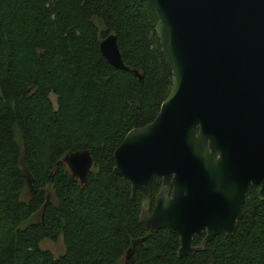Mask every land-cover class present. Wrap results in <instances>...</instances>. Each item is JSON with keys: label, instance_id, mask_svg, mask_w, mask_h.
Masks as SVG:
<instances>
[{"label": "trees", "instance_id": "obj_1", "mask_svg": "<svg viewBox=\"0 0 264 264\" xmlns=\"http://www.w3.org/2000/svg\"><path fill=\"white\" fill-rule=\"evenodd\" d=\"M156 21L142 0H0V264H116L134 241L128 264H264L255 187L232 234L178 257L179 236L147 232L140 192L113 171L116 146L155 117L172 84ZM109 33L141 78L101 54ZM83 149L93 165L81 182L63 157ZM60 236L59 256L39 247Z\"/></svg>", "mask_w": 264, "mask_h": 264}, {"label": "water", "instance_id": "obj_2", "mask_svg": "<svg viewBox=\"0 0 264 264\" xmlns=\"http://www.w3.org/2000/svg\"><path fill=\"white\" fill-rule=\"evenodd\" d=\"M142 1L156 14L173 80L155 117L114 149L113 171L130 181L132 195L140 192L147 232L176 233L183 257L235 231L250 186L264 199V0ZM99 49L141 78L124 64L115 34ZM63 162L81 182L93 165L88 149L66 153ZM154 177L161 185L149 210Z\"/></svg>", "mask_w": 264, "mask_h": 264}, {"label": "rangeland", "instance_id": "obj_3", "mask_svg": "<svg viewBox=\"0 0 264 264\" xmlns=\"http://www.w3.org/2000/svg\"><path fill=\"white\" fill-rule=\"evenodd\" d=\"M52 99L55 101V97L52 96ZM50 187V184L46 186V190ZM48 199L52 198V192L50 191V189H48ZM37 213H35L33 216H35ZM32 216V217H33ZM30 218L28 221H34L33 218ZM36 220L38 219L37 217L35 218ZM39 247L44 249V250H49L50 252H52V254L57 257L60 254H62L64 252V245H63V241H62V236H60L56 241H52L50 239H43L40 241L39 243ZM116 264H124L123 259H120L116 262Z\"/></svg>", "mask_w": 264, "mask_h": 264}, {"label": "flooded vegetation", "instance_id": "obj_4", "mask_svg": "<svg viewBox=\"0 0 264 264\" xmlns=\"http://www.w3.org/2000/svg\"><path fill=\"white\" fill-rule=\"evenodd\" d=\"M158 178V177H157ZM161 185V184H160ZM158 193V191L156 192V194ZM156 194H155V196H156ZM150 201H151V191H150ZM154 202H155V197H154V199H153V203H152V205L150 204L151 202H149V210H151L152 209V207H153V205H154Z\"/></svg>", "mask_w": 264, "mask_h": 264}]
</instances>
